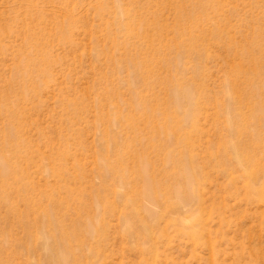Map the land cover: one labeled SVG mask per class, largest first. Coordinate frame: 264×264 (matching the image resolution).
I'll return each instance as SVG.
<instances>
[{
    "label": "rangeland",
    "instance_id": "374dc122",
    "mask_svg": "<svg viewBox=\"0 0 264 264\" xmlns=\"http://www.w3.org/2000/svg\"><path fill=\"white\" fill-rule=\"evenodd\" d=\"M0 264H264V0H0Z\"/></svg>",
    "mask_w": 264,
    "mask_h": 264
},
{
    "label": "bare ground",
    "instance_id": "6f19581e",
    "mask_svg": "<svg viewBox=\"0 0 264 264\" xmlns=\"http://www.w3.org/2000/svg\"><path fill=\"white\" fill-rule=\"evenodd\" d=\"M176 99H177V98H176ZM237 160H238V159H237ZM151 185H152V184H151L149 181H147V186L150 187ZM191 196H192V195H191ZM191 196H190V197H191Z\"/></svg>",
    "mask_w": 264,
    "mask_h": 264
}]
</instances>
